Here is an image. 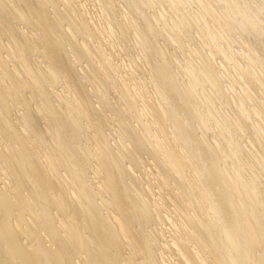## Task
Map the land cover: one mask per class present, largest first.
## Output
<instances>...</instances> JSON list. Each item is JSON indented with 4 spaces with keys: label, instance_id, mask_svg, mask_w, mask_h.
<instances>
[{
    "label": "bare ground",
    "instance_id": "1",
    "mask_svg": "<svg viewBox=\"0 0 264 264\" xmlns=\"http://www.w3.org/2000/svg\"><path fill=\"white\" fill-rule=\"evenodd\" d=\"M0 264H264V0H0Z\"/></svg>",
    "mask_w": 264,
    "mask_h": 264
}]
</instances>
